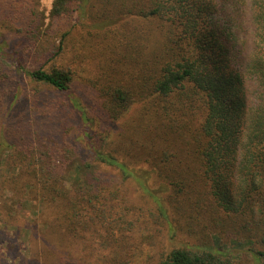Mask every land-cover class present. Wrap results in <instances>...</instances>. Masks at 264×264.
<instances>
[{
  "label": "trees",
  "instance_id": "trees-1",
  "mask_svg": "<svg viewBox=\"0 0 264 264\" xmlns=\"http://www.w3.org/2000/svg\"><path fill=\"white\" fill-rule=\"evenodd\" d=\"M71 4L77 23L89 33L119 35L122 23H156L150 44L134 42L145 35L138 23L111 44L116 60L130 56L126 61L133 70L124 78L121 68L115 69L106 78L100 105L107 128L92 135L95 163L115 166L123 178L131 176L153 197L157 214L152 209L150 214L168 223L172 247L156 264H236L219 246L221 233L259 245L253 258L264 264V0H53L51 17L64 15ZM20 5L19 0H0V13L16 21L21 19ZM30 14L12 33L25 30L34 45L36 36L44 34L43 12L34 6ZM10 43L0 45V75L18 67L32 80L68 92L74 72L55 62L62 47L40 45L42 54L51 53L37 67L25 69L24 53L41 50ZM122 48L135 55L124 54ZM3 65L7 71H1ZM135 107L138 114H130L112 134L113 124ZM80 118L85 133L99 120L85 110ZM20 131L9 154L13 165L20 166L10 181L12 202L37 203L35 215L49 247L41 258L29 259L12 247L0 264H90L91 255L93 264H130L134 242L128 237L137 223L132 207L123 200L114 203L116 193L107 194V187L99 186L92 163H76L67 147L41 144L35 149L32 137ZM132 150L135 161L149 162L151 169L135 175L133 161L115 155ZM89 169L95 178L82 187ZM154 172L167 181L158 188L149 186ZM169 187L165 200L160 198ZM193 210L203 225L221 226L219 235L210 232L217 248L200 240L193 245L175 240L177 224ZM201 211L203 219L196 216ZM23 231L35 240L31 227Z\"/></svg>",
  "mask_w": 264,
  "mask_h": 264
},
{
  "label": "rangeland",
  "instance_id": "rangeland-1",
  "mask_svg": "<svg viewBox=\"0 0 264 264\" xmlns=\"http://www.w3.org/2000/svg\"><path fill=\"white\" fill-rule=\"evenodd\" d=\"M19 2L21 4V19L15 21L11 14L2 15L0 13V45H6V41L10 39L15 46L23 47L30 44L28 32L23 29L20 34L12 32L17 27L21 28L20 23L23 20L27 21L31 18V8L36 6L37 13L43 12L41 30L44 34L37 35L38 42L30 45L35 48L33 52L41 51L32 55L29 48V53H24V68L37 67L41 58H44L47 53H51V51H45L42 54L43 50L40 45H44L52 50L62 47L55 62L69 65L74 73L67 93L59 92L44 83L30 79L25 70L22 71L18 67L0 75V261L1 256L12 251V247L24 254L26 259H29L31 255L41 258L49 247L42 240L45 233L42 224L35 215L37 203H32L33 206L24 203L17 206L13 203L14 201L12 202L13 184L10 181L20 166L13 165L9 154L14 150L13 144L19 143L18 133L23 130L32 137L35 149L41 144L50 148L63 147L66 149L67 147L66 150L71 152L70 155L75 158L76 163L90 162L95 171L98 169L99 186L107 187V194L113 190L116 193L114 203L119 204L118 201L123 200L124 204L132 207L137 216L136 228L128 237L131 242H134V252L130 264H156L161 255L172 247V240L168 237L169 228L165 219L163 220L160 215L150 214L151 209L155 210L157 214L153 197L144 194L131 176L123 178L122 172L115 166L98 162L97 166L92 154V146L95 143L92 140L93 133L99 132V130L104 132V129L107 128L103 119V114L106 113L100 105L101 87L105 85L108 76L115 74V69L121 68V75L124 78L128 77L133 70L132 64L127 62L130 56L120 57L116 60L118 55L113 52L111 44L121 41L123 33L125 35L131 33L134 29L133 24L138 22L122 23V26L117 28H121L123 33L120 32L119 35L118 32L114 33L116 35L110 33L109 36H106L98 30H92L89 33L87 27L77 23L76 11L71 10L74 8L73 4L68 5L70 9L64 15L51 17L50 10L53 0H19ZM39 16L41 17V15ZM138 24L143 30L146 29L145 35L138 36L134 42L141 43L143 41L150 44L155 38L156 23L144 22L142 26L139 21ZM107 43L109 46H106ZM122 52L135 55L134 52H127L123 48ZM43 55L44 57H42ZM1 71H7L5 65ZM84 110L86 114L99 119L89 133H85L86 126L80 118V114H83ZM138 111L139 109L136 107L126 111L124 114H128L127 117L113 124L111 133L118 132L119 125L126 118L129 119L130 114H138ZM109 148L108 146L107 149ZM134 152V150L119 151L115 155L119 159L133 161L131 168H134L135 175L142 169H151L152 165L149 162L142 159L136 162L137 155ZM84 177L86 181L81 183L82 187L87 186L89 181L93 182L94 171L87 170ZM148 182L150 187L158 188L159 183L167 181L154 172L150 174ZM170 191L169 187L168 191L160 192V198L165 200ZM166 202L169 206L168 200ZM193 215L194 217H192ZM196 216L203 219L202 211ZM27 227H31L33 232L37 233L34 241L32 238L26 237L25 234L23 235V229ZM220 228L221 226H217V229L214 228V224L211 225L210 222L203 225L195 217L193 210L192 213H184L183 221L181 220V223L177 224L178 233L175 240L187 241L189 245L200 240L217 248L216 241L210 238V232L215 236L219 235L217 233ZM188 229L192 230L194 234L190 231L189 233ZM219 237L221 238L220 248L231 253L235 257L236 264H261L260 261L253 258L252 254L253 249H261L259 245L255 243L251 245L243 237H235L232 233H221ZM29 246L33 250L28 248ZM103 251L106 252V250ZM94 261L96 260L91 255L90 264H93Z\"/></svg>",
  "mask_w": 264,
  "mask_h": 264
}]
</instances>
